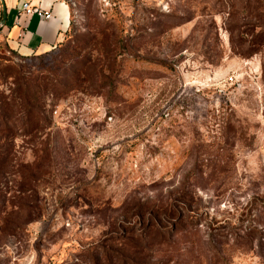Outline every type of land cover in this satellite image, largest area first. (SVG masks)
<instances>
[{"label": "rangeland", "instance_id": "obj_1", "mask_svg": "<svg viewBox=\"0 0 264 264\" xmlns=\"http://www.w3.org/2000/svg\"><path fill=\"white\" fill-rule=\"evenodd\" d=\"M0 37V264H264V0H59Z\"/></svg>", "mask_w": 264, "mask_h": 264}, {"label": "crops", "instance_id": "obj_2", "mask_svg": "<svg viewBox=\"0 0 264 264\" xmlns=\"http://www.w3.org/2000/svg\"><path fill=\"white\" fill-rule=\"evenodd\" d=\"M22 1L49 10L51 17L44 20L36 14H24L20 10ZM0 22L3 24V39L11 48L23 54H38L48 51L60 41L69 24V12L59 0H0Z\"/></svg>", "mask_w": 264, "mask_h": 264}, {"label": "built area", "instance_id": "obj_3", "mask_svg": "<svg viewBox=\"0 0 264 264\" xmlns=\"http://www.w3.org/2000/svg\"><path fill=\"white\" fill-rule=\"evenodd\" d=\"M20 10L26 15L36 14L40 19L44 20H47L51 17V13L49 10L43 9L39 5H31L26 1H22L20 3ZM3 35V24L2 22H0V37H2Z\"/></svg>", "mask_w": 264, "mask_h": 264}, {"label": "water", "instance_id": "obj_4", "mask_svg": "<svg viewBox=\"0 0 264 264\" xmlns=\"http://www.w3.org/2000/svg\"><path fill=\"white\" fill-rule=\"evenodd\" d=\"M4 10H5V8H4V4H3V2H2V11H3L2 18H3V19H4Z\"/></svg>", "mask_w": 264, "mask_h": 264}]
</instances>
